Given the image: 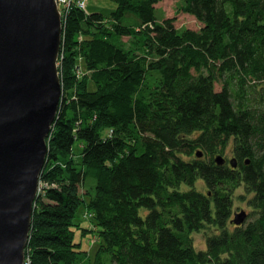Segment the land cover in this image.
<instances>
[{
	"label": "trees",
	"instance_id": "obj_1",
	"mask_svg": "<svg viewBox=\"0 0 264 264\" xmlns=\"http://www.w3.org/2000/svg\"><path fill=\"white\" fill-rule=\"evenodd\" d=\"M113 1L109 15L72 7L64 21L25 264H264V0H180L201 23L182 31L159 20L161 0ZM227 148L237 167L214 161ZM241 185L251 212L231 228ZM82 204L92 256L74 238Z\"/></svg>",
	"mask_w": 264,
	"mask_h": 264
},
{
	"label": "water",
	"instance_id": "obj_2",
	"mask_svg": "<svg viewBox=\"0 0 264 264\" xmlns=\"http://www.w3.org/2000/svg\"><path fill=\"white\" fill-rule=\"evenodd\" d=\"M62 29L56 0H0V264L25 262L62 92L57 68ZM214 161L222 165L225 158L217 154ZM246 216L241 209L230 223L239 225Z\"/></svg>",
	"mask_w": 264,
	"mask_h": 264
},
{
	"label": "rangeland",
	"instance_id": "obj_3",
	"mask_svg": "<svg viewBox=\"0 0 264 264\" xmlns=\"http://www.w3.org/2000/svg\"><path fill=\"white\" fill-rule=\"evenodd\" d=\"M56 3H58V6L63 11L62 26L64 24V21H65L67 15H68V12L71 10L72 7L78 8V9H81L84 11L86 10L87 11L86 13L100 12L104 15H109L110 12L116 8V3L113 0H87V1L85 0L83 2V5H81V7L79 6V3L77 1L71 0L69 3H67V5H65L66 8H63L62 4L64 2L62 3L61 0H56ZM180 4H181L180 0H161V1H159L155 5L157 17L159 18V20H161L162 18H165V17H175L174 26L179 31H182L186 28L194 29V30L199 29L201 26V23L193 15L180 11L179 10ZM105 18H106V16H105ZM123 20H124L123 21L124 23H131L132 25L135 26L134 21H129L127 19H123ZM129 39H131L130 35H125L121 38V41L126 43V46H128V42L131 41V40L129 41ZM63 42H64V32L62 29L59 57H58V62H57L58 74H59L60 79L62 77V72H63V70L60 66L61 65L60 59L62 58L61 48H62ZM78 65H79V68H81V69L84 68L83 67V60L78 61ZM78 72H80V69L78 70ZM61 83H62V81H61ZM89 88L90 89L94 88V85L92 82H89ZM215 88L218 89V86H216ZM61 94H62V92H61ZM60 98H61V95H60ZM51 128H52V126H51ZM110 133H111V131H110ZM78 145H79L78 142H76L74 144V151L75 152H77V150H78ZM231 152L232 151H230V149L227 148V149L223 150L222 153L216 152L215 154H221L223 157H229V155L231 156ZM90 183L93 184L94 180L93 181L90 180V182L88 181L84 185V187L80 188V192L85 193L87 191V189H89L91 191L92 189H91ZM195 188L201 189L202 191H205V185L202 182V180H200V179L197 180V182L195 183ZM251 196H252V194H245L243 185H241L236 191H234L233 207H232V213H231L230 219L233 218L235 212H239L241 209L245 210L247 213L250 214L251 207L248 203V199ZM73 221L77 222L79 224V228H76V226H74L75 227L74 238L76 240H80L82 247L85 249H88V251L90 252V255L92 256L93 253L95 252V250L97 249L99 243H100V238H99V235L97 234L95 225L92 223L91 213H88L84 204L78 206V208L75 212V215L73 217ZM232 226H233V223H230L231 228H232ZM82 228H87L88 230H85L84 234H81V232L83 231ZM213 231H214V228L206 227V228H203L199 231L192 233L194 245L197 248H203L205 246V235L210 233V232H213ZM25 257H26V255H25ZM25 260L27 262L26 258H25Z\"/></svg>",
	"mask_w": 264,
	"mask_h": 264
},
{
	"label": "built area",
	"instance_id": "obj_4",
	"mask_svg": "<svg viewBox=\"0 0 264 264\" xmlns=\"http://www.w3.org/2000/svg\"><path fill=\"white\" fill-rule=\"evenodd\" d=\"M71 0H61V2L63 3L62 5H63V8H66L65 7V5H67V3H69ZM73 1H77L78 3H79V6L81 7V5H83V2L85 1V0H73ZM87 1V0H86ZM57 6H58V3H57ZM58 9H59V11H60V13H61V15H62V17H63V11H62V9L58 6ZM26 263V260H25V262H24V264Z\"/></svg>",
	"mask_w": 264,
	"mask_h": 264
},
{
	"label": "flooded vegetation",
	"instance_id": "obj_5",
	"mask_svg": "<svg viewBox=\"0 0 264 264\" xmlns=\"http://www.w3.org/2000/svg\"><path fill=\"white\" fill-rule=\"evenodd\" d=\"M225 158V161H224V163L222 164V165H229L230 163H229V160L232 158H234V156H233V154H232V152H231V156L229 155V157H224ZM235 164H236V166H234V167H237V161L235 160V162H234Z\"/></svg>",
	"mask_w": 264,
	"mask_h": 264
},
{
	"label": "bare ground",
	"instance_id": "obj_6",
	"mask_svg": "<svg viewBox=\"0 0 264 264\" xmlns=\"http://www.w3.org/2000/svg\"><path fill=\"white\" fill-rule=\"evenodd\" d=\"M85 11H86V10H85ZM86 12H87V11H86ZM41 186H42V185H41V182L39 181V182H38V190H37V194H38V191L41 190Z\"/></svg>",
	"mask_w": 264,
	"mask_h": 264
}]
</instances>
